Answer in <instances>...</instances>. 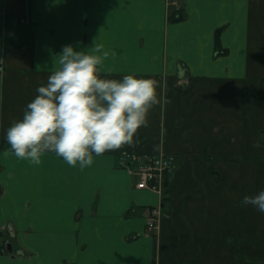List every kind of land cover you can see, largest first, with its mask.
Returning a JSON list of instances; mask_svg holds the SVG:
<instances>
[{"label": "crops", "instance_id": "obj_1", "mask_svg": "<svg viewBox=\"0 0 264 264\" xmlns=\"http://www.w3.org/2000/svg\"><path fill=\"white\" fill-rule=\"evenodd\" d=\"M95 43L102 75L157 82L148 124L83 169L18 158L6 129L64 45ZM0 60V264H264V212L241 204L264 189V0H0ZM123 153L175 157L162 196Z\"/></svg>", "mask_w": 264, "mask_h": 264}, {"label": "clouds", "instance_id": "obj_2", "mask_svg": "<svg viewBox=\"0 0 264 264\" xmlns=\"http://www.w3.org/2000/svg\"><path fill=\"white\" fill-rule=\"evenodd\" d=\"M112 54L96 43L87 50L63 46L23 118L6 129L5 138L18 158L40 164L46 153L54 152L83 169L95 156L134 143L138 129L148 124L150 109L159 103L157 82L135 72L120 78L102 75ZM241 204L264 212V189L245 194Z\"/></svg>", "mask_w": 264, "mask_h": 264}, {"label": "built area", "instance_id": "obj_3", "mask_svg": "<svg viewBox=\"0 0 264 264\" xmlns=\"http://www.w3.org/2000/svg\"><path fill=\"white\" fill-rule=\"evenodd\" d=\"M120 161L122 165L129 168L130 174L136 180L137 189L158 193L161 196L164 193L167 175L176 163L174 156L165 154L137 157L130 153H123ZM161 205L160 203L148 211L146 230L149 234L155 233L163 217Z\"/></svg>", "mask_w": 264, "mask_h": 264}, {"label": "trees", "instance_id": "obj_4", "mask_svg": "<svg viewBox=\"0 0 264 264\" xmlns=\"http://www.w3.org/2000/svg\"><path fill=\"white\" fill-rule=\"evenodd\" d=\"M262 95H264V91H263Z\"/></svg>", "mask_w": 264, "mask_h": 264}, {"label": "flooded vegetation", "instance_id": "obj_5", "mask_svg": "<svg viewBox=\"0 0 264 264\" xmlns=\"http://www.w3.org/2000/svg\"><path fill=\"white\" fill-rule=\"evenodd\" d=\"M163 215H164V213H163Z\"/></svg>", "mask_w": 264, "mask_h": 264}]
</instances>
